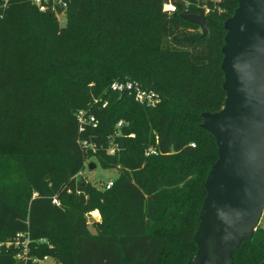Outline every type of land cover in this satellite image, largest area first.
I'll return each instance as SVG.
<instances>
[{"label":"trees","instance_id":"trees-1","mask_svg":"<svg viewBox=\"0 0 264 264\" xmlns=\"http://www.w3.org/2000/svg\"><path fill=\"white\" fill-rule=\"evenodd\" d=\"M168 2L177 10L163 9ZM204 5L205 35L180 16ZM236 6L67 0L56 8L64 16L59 25L55 13L30 0L7 1L0 16V242L11 243L0 244V264L187 263L197 251L205 178L218 158L203 114L224 104V22ZM114 80L138 81L160 99L140 104L112 91ZM80 109L95 115V128L77 132ZM119 119L127 122L114 139L120 150L108 155ZM83 137L99 145L94 153L79 147ZM149 146L157 153L145 155ZM86 154L117 170L109 188L76 179ZM94 210L101 219L91 232ZM17 232L28 233L25 255L12 243ZM232 260L264 264V225Z\"/></svg>","mask_w":264,"mask_h":264},{"label":"water","instance_id":"water-1","mask_svg":"<svg viewBox=\"0 0 264 264\" xmlns=\"http://www.w3.org/2000/svg\"><path fill=\"white\" fill-rule=\"evenodd\" d=\"M236 3L224 22V104L203 114L218 158L204 182L197 251L186 264H233L235 248L253 234L264 209V0ZM180 16L207 33L201 8Z\"/></svg>","mask_w":264,"mask_h":264},{"label":"built area","instance_id":"built-area-1","mask_svg":"<svg viewBox=\"0 0 264 264\" xmlns=\"http://www.w3.org/2000/svg\"><path fill=\"white\" fill-rule=\"evenodd\" d=\"M7 1L8 0H0V16L2 15V12L4 10V8L7 5ZM67 0H30V2L37 8L38 11L41 12H45V11H49V12H53L56 14V8H60L63 9L65 6ZM170 1V0H169ZM208 1H212L214 3H220L222 0H208ZM163 9L169 11V12H173L176 11L177 8L175 5H173L172 3L168 2L166 4H164ZM208 11V7L206 5H204V12ZM218 11L221 12L222 8L218 7ZM110 89L112 91L118 92V93H124L127 92L129 94H132L134 96V99L139 102L140 104H144L147 106H154L160 99L159 94L152 91V90H147L145 88L142 87V85L135 80H123V81H119V80H114L111 82L110 84ZM75 120L77 123V132L78 133H82L84 131H86V128L88 126H91L92 128H95L97 126V119L95 117V115L93 113H91L88 110H78L75 114ZM124 122L123 120H118L117 123L115 124L114 130L111 134V137L113 139V141L110 142L109 147L106 149V152L109 154H114L118 144L117 142L114 141V139L116 137H119L122 135V128L124 127ZM130 137L133 136V134H129ZM95 142V141H94ZM91 139L89 138H78L77 143L79 145V147L83 150V152H92L94 153L98 148L97 143H94ZM192 146H194V143H191ZM157 151L153 146H149L146 150H145V155H149V154H156ZM112 181L113 180H109L107 181V183H105L106 185H104L105 188H109L112 185ZM51 202L55 205H58V201L55 197H52ZM264 216V209L261 213L260 219ZM25 233L22 232H17L14 235V238L12 240V243L14 246H20L21 247V254L25 255V253L27 252V246L28 243L30 241L29 238H27L25 240V242L21 241L19 243V239L20 237H22ZM6 244H9L11 242H5ZM15 257H19V254H16ZM47 258L46 256H43L41 260H36L38 262H42L45 261ZM34 260V259H33Z\"/></svg>","mask_w":264,"mask_h":264},{"label":"rangeland","instance_id":"rangeland-1","mask_svg":"<svg viewBox=\"0 0 264 264\" xmlns=\"http://www.w3.org/2000/svg\"><path fill=\"white\" fill-rule=\"evenodd\" d=\"M55 18L58 21L59 25H63V23H64L63 14L56 13ZM105 104L106 103H104L103 106ZM119 120H123V122L125 123L124 126L127 125L126 120H124V119H119ZM111 141H113V139H112L111 135H109L108 142H107L108 145L106 146V149L109 147ZM97 146H99V145L97 144ZM119 150H120V148L117 147L114 154H118ZM89 154H86V157H84L82 167H81L80 171L75 174V177H76V179H78L79 177L86 179L93 187H95L97 189H101L104 187V185H106L105 183H107V181L113 180L117 176V170L113 169V168H103L102 165L99 163V161L95 157H93ZM106 154L114 155V154H109L107 152H106ZM4 163H5V161H3L0 158V164H4ZM90 164H92L91 167H90ZM100 219H101V216H100V213L98 210H94L90 213V217L88 218V228L91 232L95 231L94 227L92 225V222L94 220L100 221ZM263 225H264V216L259 220V224L257 226H263ZM27 238H29V236H28V233L26 232V234H24L22 237H20L19 243L21 241L25 242V240ZM39 240L43 241L44 238H40ZM2 243L3 242H0V244H2ZM3 244L6 245V243H3ZM48 247H51V245H48ZM51 262L52 261L50 259H48L46 263L52 264Z\"/></svg>","mask_w":264,"mask_h":264}]
</instances>
